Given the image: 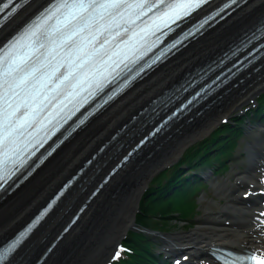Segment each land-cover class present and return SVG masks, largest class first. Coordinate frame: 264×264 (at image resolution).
Returning <instances> with one entry per match:
<instances>
[{
  "label": "bare ground",
  "instance_id": "bare-ground-1",
  "mask_svg": "<svg viewBox=\"0 0 264 264\" xmlns=\"http://www.w3.org/2000/svg\"><path fill=\"white\" fill-rule=\"evenodd\" d=\"M261 1L263 0L259 2ZM37 2L38 0H35L26 10L5 26L0 31V36H2L4 31H8L18 19L20 20ZM224 32L228 33L225 30ZM215 36L217 34L213 37ZM222 43L223 41L211 49H202V57L211 53L212 50H215ZM185 55L156 72L148 81L128 93L124 99L107 109L90 125L78 132L62 145L59 151L30 180L8 198H5L0 203V239L16 228L42 202L50 191L84 160L87 154L96 149L117 127L125 123L134 112L143 107L146 104V100L154 95L160 85L170 81L199 58H195L192 53ZM201 117H199V122H192L189 127L181 128L176 133H173L170 138L162 143L157 151L153 152L149 159L140 163L136 168V163L134 162L129 168L121 169L116 179H114L117 183L110 186L107 185L101 198L97 202L93 200L90 203L85 217L74 228L70 239L65 243L57 257H52L46 264H97L98 260L110 248L112 242L119 237L120 233H124L122 231L134 221L132 210L129 211V203L131 198H133L132 196H135L133 195V186L136 184L135 188L137 189L163 160L173 157L172 151L175 147H181L185 142L201 135L211 126L212 120H205ZM175 127L177 126H173L163 136L154 141L153 147L165 139ZM112 183L113 181L110 184ZM89 190L90 188H86L81 194L72 193L68 198L67 204L71 205V208L75 207V203L81 198L83 199ZM134 200L135 197L133 198ZM64 215L59 209L55 212L53 211L45 231L51 232L53 229L55 230L61 223L62 219L60 220V218H63ZM201 231L202 228H197L193 232H189L188 235H174L169 237V239L179 241L183 245H191L203 235ZM232 236L236 239L241 238L239 233H233ZM31 249L32 247L28 250Z\"/></svg>",
  "mask_w": 264,
  "mask_h": 264
},
{
  "label": "snow or ice",
  "instance_id": "snow-or-ice-1",
  "mask_svg": "<svg viewBox=\"0 0 264 264\" xmlns=\"http://www.w3.org/2000/svg\"><path fill=\"white\" fill-rule=\"evenodd\" d=\"M12 0H8V3L4 4L2 7H0V12H3L5 8L8 7V4H10ZM198 4H187V5H176L170 7H184L186 9H191L192 7H198ZM16 7H19V5H16L11 9V12L16 11ZM62 8H68V9H80L87 11L88 9H91L92 12L88 16H81V20L83 21V27H88L90 23H93L96 21V18L98 17L99 20H103L105 17V14L112 16L115 12L116 14H119V10L125 8V7H131V5H126L123 0H105L103 3H98L97 0H90L88 3H84L83 0L79 3H64L60 5ZM136 7H143V5H136ZM11 12L9 15H11ZM69 15H72L71 12H69ZM7 18V17H5ZM83 28H80L79 31H82ZM34 36V31H28L24 33V35L21 37V39L27 38L29 36ZM76 35V31H73L71 34H69L64 40L61 41V44H65L68 41H71V44L69 45L70 51L76 50L79 51V44L72 40V37ZM17 43H19V40H17ZM16 45L14 44L12 47L14 48ZM44 45L41 44V47ZM12 49H9V52L5 53L4 60H8L9 53ZM39 60V58H37ZM12 63L14 61L9 63V67L5 69L3 75L5 77L3 81V85L5 86V94L3 97L4 100V114H3V131L4 136L7 138L11 131H14L13 124L10 121V117L13 116L16 112L19 111L20 105H17L15 108H12L11 100L9 97V93H11L13 96L18 95L16 93L15 89L17 88H35L36 83H39L42 79V76H38V74L41 73V69L45 67V63L43 61H40L38 66H32L30 68H21L19 65L12 69V71H15L17 73H22V75L14 76L11 78V80L8 79L10 76L9 69L12 67ZM24 61H21V64H24ZM67 79V76L64 77ZM12 109V111H9V109ZM23 235V234H22ZM16 243H19V240L16 241ZM15 247V244H13L9 249L0 252V264L6 259L7 253L10 252ZM225 264H264V252L257 254L250 255L246 258H236L230 261H225Z\"/></svg>",
  "mask_w": 264,
  "mask_h": 264
},
{
  "label": "trees",
  "instance_id": "trees-1",
  "mask_svg": "<svg viewBox=\"0 0 264 264\" xmlns=\"http://www.w3.org/2000/svg\"><path fill=\"white\" fill-rule=\"evenodd\" d=\"M155 194H148L145 201L142 204V208L145 210L147 216H139V221L145 225H169V221L172 222L170 216L173 211L172 203L166 201L163 196L158 198L154 197ZM166 213V214H165ZM155 260L148 254L141 252L136 257L134 264H155Z\"/></svg>",
  "mask_w": 264,
  "mask_h": 264
},
{
  "label": "rangeland",
  "instance_id": "rangeland-1",
  "mask_svg": "<svg viewBox=\"0 0 264 264\" xmlns=\"http://www.w3.org/2000/svg\"><path fill=\"white\" fill-rule=\"evenodd\" d=\"M148 180H146V182H147ZM143 184V183H142ZM144 184H145V182H144ZM135 187H136V185H135ZM134 188V187H133ZM135 189V191H134V194L137 192V190H136V188H134ZM181 225H182V223H181ZM181 226H179V227H175V228H173V229H176V230H172V231H170L171 233H182V230H178L177 228H180ZM127 229H129V227L127 228ZM126 229V230H127ZM164 235H174V234H164ZM159 239V241H161V238L159 237L158 238Z\"/></svg>",
  "mask_w": 264,
  "mask_h": 264
}]
</instances>
